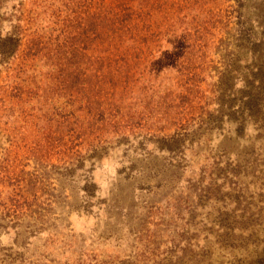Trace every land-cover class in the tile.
Returning a JSON list of instances; mask_svg holds the SVG:
<instances>
[{"label": "rangeland", "instance_id": "1", "mask_svg": "<svg viewBox=\"0 0 264 264\" xmlns=\"http://www.w3.org/2000/svg\"><path fill=\"white\" fill-rule=\"evenodd\" d=\"M34 1L0 0V264H264V87L235 1L140 53L138 80L76 82L86 111L29 62Z\"/></svg>", "mask_w": 264, "mask_h": 264}, {"label": "trees", "instance_id": "2", "mask_svg": "<svg viewBox=\"0 0 264 264\" xmlns=\"http://www.w3.org/2000/svg\"><path fill=\"white\" fill-rule=\"evenodd\" d=\"M209 0H40L28 13L27 20L35 35L28 39L29 62L41 59L49 67V76L60 86L73 87L69 93L71 107L90 109L92 103L75 88L87 86L95 79L100 85L114 88L138 80L133 66L140 53L152 51L158 42L183 35L192 29L205 28L212 9ZM237 17L239 46L253 44L252 76L254 87H264V0L252 7L250 0H225ZM251 9V10H250ZM41 12L45 14L41 17ZM41 18L46 24L37 25ZM7 36L10 54L16 55L23 44L25 27L22 20ZM188 20L189 27L179 22ZM28 62V63H29ZM89 72H83L85 67ZM88 88L85 87L87 91ZM101 91L103 87L101 86ZM95 92V91H94ZM256 93V91H255ZM91 94V92H89ZM82 95V96H81ZM254 96V95H253ZM255 106L264 108V97L256 98ZM101 108V107H100Z\"/></svg>", "mask_w": 264, "mask_h": 264}]
</instances>
